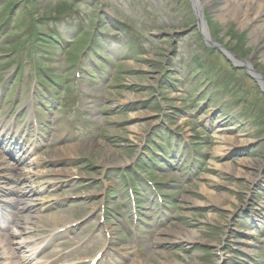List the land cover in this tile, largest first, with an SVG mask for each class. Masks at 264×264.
<instances>
[{
	"label": "rangeland",
	"instance_id": "rangeland-1",
	"mask_svg": "<svg viewBox=\"0 0 264 264\" xmlns=\"http://www.w3.org/2000/svg\"><path fill=\"white\" fill-rule=\"evenodd\" d=\"M21 1L24 0L0 2L2 22L5 13ZM60 1L65 2L62 0H27L24 10L17 12L14 10L8 23L7 32L10 37L7 38V36L0 40V45L3 44L0 47L1 77L10 73L16 75L17 67L13 60L21 61L25 64L27 73L31 72L30 68L35 64L29 57V34L34 28H39V23L36 24V21H41L42 17L55 14L62 8L67 11L72 9L76 16L85 19H89L90 15L94 23L99 17L102 18L99 23L102 29H105L106 25L119 27L124 41H133L138 44L140 53L135 51L140 56L137 54L135 56L138 58L131 56L126 64L119 65L117 77L106 92L108 99L106 110L110 113L104 120L101 138L91 141H96V143L89 148L76 147L74 155L62 158H48L57 149L56 146L45 151L42 158L44 159L45 156L46 162H57L54 163L56 166L52 167L53 169L69 170L72 173L65 175L53 173L52 169H44L46 176L54 182L80 177L78 182L81 184V190L90 200L87 201L88 204L85 207L82 204L79 209L83 212L91 211L96 207L97 202L104 201L105 187L109 188L111 183H115L113 187L119 189L120 194L124 195V186L119 185L120 178L113 176L111 171L125 174L127 169L133 168L138 159L145 158L149 146L146 140L148 133L152 132L156 135L159 128L166 130L168 126L177 129L180 131V136H184L185 139L195 137L197 138L195 140L202 141L204 144L202 151L211 154V159L202 177L183 188V196L177 206L178 210L172 213L177 217L176 222L156 238L154 249L144 248L148 256L140 253L144 264H264V256L256 258L259 244L257 242L248 246V253L235 254L238 247L246 249L238 242L245 217L253 212L259 215L264 214V88L251 77V75L254 76L251 72L253 68L264 78V44L260 47L254 44L250 36L251 25L244 27L230 16H226L221 22L216 14L204 9L203 14L207 21V31L211 42L217 43L209 46L205 44L204 33L199 28L193 0H94L97 4L91 14H89V4L94 3L89 0H78L77 2L67 0L70 3L72 1L69 6L55 4ZM256 1L264 4V0ZM27 10L31 11V18ZM263 20L259 18L254 24L262 23ZM44 22H49V20H44ZM53 23L58 24V22ZM93 29L94 26H92ZM104 31L110 35L115 34L111 32V28ZM7 39L9 43H13L4 44L8 43ZM73 49L70 50L72 54L68 55V60L75 55ZM45 54L46 57L40 58L48 62L50 57L46 52ZM232 55L243 62L235 61ZM194 56L199 62L202 58L208 62L209 58L205 71L211 75L214 86H219V89L229 92L227 96L218 94L217 102H210L209 97L215 98L214 88L209 89L207 93L201 90L208 85L207 81H203L199 76L193 83L186 84L191 79L188 74L191 71L190 67H198V64L191 61ZM65 57L62 53L59 54L55 60L52 58L48 66L53 68L55 73H59L60 67L68 61ZM212 61H216L217 64H212ZM14 78L15 76L7 77V86H4L2 97L5 96V90L13 84ZM175 84L180 85V88L185 91L186 89L192 91L191 95L196 99L193 108L207 103V110L200 111L199 107L197 111H194L195 113L191 114L189 109L192 104H187V101L183 100L186 98L184 93L178 95L172 92ZM29 85L31 86L32 82ZM198 88L200 89L198 94L202 93L201 96L195 95ZM10 92L9 89L8 94ZM15 94L18 98L20 93L16 91ZM26 95L28 102L24 104L23 111L28 112L33 99L30 92L26 91ZM197 97H199L198 101ZM225 98L227 102H224ZM143 100L148 102L144 101L140 104ZM0 101L3 102L1 99ZM140 105L142 107L138 108ZM8 106L11 105L8 103ZM214 111L216 115L206 119ZM218 111L223 112L225 117H218ZM13 119L14 115H10L6 105L0 103V126L14 124ZM168 119H171V122H168ZM222 120L226 123L224 131L213 126V123ZM57 121L62 123L61 120ZM199 122L200 126H198ZM135 126L141 129V133H134L131 130V127ZM203 130H208L209 136L203 137ZM17 131L18 128H13L5 135L1 131L0 146H12L13 141L19 142L18 137L10 134ZM225 133L229 136L239 135L249 141L242 146H236L244 149L235 154L233 150L226 157L224 154L217 155L214 152L215 147L221 137L226 135ZM198 134L201 137L195 136ZM64 144L72 146L82 143L69 139ZM101 159L104 161L101 162ZM240 160H244V163L239 164L237 161ZM229 162L236 165L240 175L225 171L223 168L220 169V165L225 166ZM257 163L261 166L258 167ZM169 169L167 174L151 173V176H156L157 180L163 179L169 183L170 180L178 179L180 173L183 174L178 164ZM241 172L244 175H252V178H255L254 181L245 180ZM69 183L64 182L62 188H68ZM173 184V182L169 183L170 191ZM59 196L62 197L63 193ZM108 196L106 194V201L111 206L115 199ZM222 199L227 201L224 205L230 208H226L223 204H216ZM193 201L196 202L193 203ZM75 207V210L58 214L69 221L75 220L82 216V212L77 210V206ZM142 212L145 213V209ZM37 216L38 218L32 219V223L37 224V227L45 224L43 228L46 229L48 225L55 223L53 222L55 219L45 215V212L41 211ZM94 223H98L97 217ZM90 228L91 226L87 229ZM180 229L187 232L197 231L204 237V241L187 243L169 240L172 235L170 232L176 233ZM39 234V228H35L34 236ZM74 235L79 236L77 232ZM74 235L66 240H73ZM25 236H28V233H24ZM257 237L261 238L260 235ZM146 244L147 242L144 241L143 246ZM88 248L86 247L82 254H85ZM62 249L65 254L74 251L70 242ZM89 253L90 251H87L88 255Z\"/></svg>",
	"mask_w": 264,
	"mask_h": 264
},
{
	"label": "bare ground",
	"instance_id": "bare-ground-1",
	"mask_svg": "<svg viewBox=\"0 0 264 264\" xmlns=\"http://www.w3.org/2000/svg\"><path fill=\"white\" fill-rule=\"evenodd\" d=\"M196 14L198 16V21H199V28L201 31L204 33L205 38H207L208 31H207V21L206 18L203 14V10L207 9L210 12H213L216 14L220 21L223 22L226 18V16H230L232 19L243 25L244 27H247L251 25V32L250 36L254 40V44L257 46H261L264 44V20L262 23L259 24H254L255 21L259 20V18L264 19V4L261 2H258L256 0H193ZM249 63V61H247ZM249 65V64H248ZM252 72L261 80L263 86H264V79L261 78V74L258 72L252 70ZM131 130H133L134 133H141V129L137 126L131 127ZM248 139H245L243 137L237 136H229L225 135L222 136L221 139L219 140V143L215 147L214 152L219 155V154H224L228 150L234 148L235 146H242L246 143H248ZM96 141L90 142L87 145L84 144H78V145H72V146H67V147H60L57 148L53 151L52 155H49L48 158H62L64 156L68 155H74L76 152V147H90L91 145L95 144ZM104 161V159H101V162ZM5 162V161H4ZM239 164L244 163V160L237 161ZM237 163V166H238ZM10 164V163H9ZM257 166L260 167L257 163ZM263 166V165H262ZM220 169L223 168L225 171H231L232 173H235L236 175H240L239 169H237L236 165L233 164L232 162L227 163L225 166L220 165ZM54 173H60V174H72L71 171L69 170H61V169H56L53 171ZM241 175H244L243 172H241ZM245 180H253L255 178H252V175L245 174L244 175ZM33 189H27V188H21L18 184H14L13 187H10L9 193L10 194H25L29 195ZM15 200L13 199L11 201L14 202ZM196 201H193L195 203ZM227 201H224L223 199L221 201H218L216 204H226ZM226 208H230L227 205ZM31 214L28 213L26 215V218L30 217ZM53 219L60 220V217L54 216ZM57 222V221H56ZM60 224L67 223V221L62 220L59 222ZM57 223V224H59ZM249 233V232H248ZM169 238V240L174 241H185L187 243H194V242H202L204 241V237L201 235L199 232H187L183 229H180V231H177L176 233H172ZM6 238L0 236V246L3 245ZM244 242L251 243V240L245 238L243 240ZM14 255L13 253H9L6 249L4 252H0V256L2 255ZM133 264H144V262H137Z\"/></svg>",
	"mask_w": 264,
	"mask_h": 264
},
{
	"label": "water",
	"instance_id": "water-1",
	"mask_svg": "<svg viewBox=\"0 0 264 264\" xmlns=\"http://www.w3.org/2000/svg\"><path fill=\"white\" fill-rule=\"evenodd\" d=\"M236 59V58H235ZM239 61H241V60H239ZM241 62H243V61H241ZM251 71H252V69H251ZM252 77L255 79V80H257L258 82H260L261 80L256 76V75H252ZM261 78H262V76H261Z\"/></svg>",
	"mask_w": 264,
	"mask_h": 264
},
{
	"label": "trees",
	"instance_id": "trees-1",
	"mask_svg": "<svg viewBox=\"0 0 264 264\" xmlns=\"http://www.w3.org/2000/svg\"><path fill=\"white\" fill-rule=\"evenodd\" d=\"M41 44H44V43H42V42H40Z\"/></svg>",
	"mask_w": 264,
	"mask_h": 264
}]
</instances>
